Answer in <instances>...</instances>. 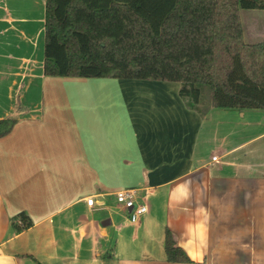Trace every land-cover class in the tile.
<instances>
[{
    "label": "crops",
    "instance_id": "0c3cea01",
    "mask_svg": "<svg viewBox=\"0 0 264 264\" xmlns=\"http://www.w3.org/2000/svg\"><path fill=\"white\" fill-rule=\"evenodd\" d=\"M46 2L0 0V80L21 91L0 119L31 114L0 137V264H264V109L202 115L178 82L108 79L121 86L97 95L102 108L48 91L84 78L44 74ZM247 11L244 40L264 42V10ZM63 97L72 106L53 111ZM123 189L148 212L130 218ZM22 213L32 225L18 231ZM167 231L189 261H168Z\"/></svg>",
    "mask_w": 264,
    "mask_h": 264
},
{
    "label": "trees",
    "instance_id": "16d2710c",
    "mask_svg": "<svg viewBox=\"0 0 264 264\" xmlns=\"http://www.w3.org/2000/svg\"><path fill=\"white\" fill-rule=\"evenodd\" d=\"M241 9L264 10V0H47L44 74L178 82L202 115L264 109V42L244 40ZM16 122L0 119V137ZM31 225L22 213L15 227ZM165 248L170 262L190 260L169 231Z\"/></svg>",
    "mask_w": 264,
    "mask_h": 264
},
{
    "label": "rangeland",
    "instance_id": "374dc122",
    "mask_svg": "<svg viewBox=\"0 0 264 264\" xmlns=\"http://www.w3.org/2000/svg\"><path fill=\"white\" fill-rule=\"evenodd\" d=\"M245 9H241V12H243V18H241V20L243 21V25L246 26L248 25L250 22H253L251 20H249V18L247 17L248 11ZM254 20V19H253ZM248 21V22H247ZM108 79H112L115 80L114 78H84L82 79L80 82L73 80L70 82H62L60 80L58 81H49L47 83V90H58V91H67V92H72V91H81V92H85V93H89L91 95H100L101 92L105 91V90H112V89H117L120 88L119 86H121L120 84H116V82H110L109 84H106L104 81H110ZM17 85L14 86L13 92H11V94H8V86L7 83L5 82H1L0 80V116H5V109H7L9 106H11V104H13L12 106H14V108H16L17 106L21 105V98H20V93L21 91L18 90L19 87H17ZM42 88V87H41ZM40 85H38V83L36 81L31 83V86L29 88L30 91V97H27L29 95H27V91H26V98L23 100H31V104L32 106H34L35 104L37 105L38 102L41 100V102L43 101V99L40 97L41 96V89ZM44 89V86H43ZM10 92V91H9ZM103 96L99 97L97 96L96 98H91V99H87L86 100V104L85 107H87L89 104L92 103H97V105H92L93 108H95L97 106V108H102L104 107V104L102 102L106 101L107 99L102 98ZM58 104L54 107V110H59L60 112L62 111H67L69 110V107L72 106L71 104V99L69 98H58ZM210 102H211V93L209 90L206 91L205 96H204V103L202 105L203 109H206L208 107H210ZM55 105V104H54ZM13 116V115H12ZM14 116L17 117H30L31 114L29 113H24V112H20V113H15ZM12 118V119H16V118Z\"/></svg>",
    "mask_w": 264,
    "mask_h": 264
},
{
    "label": "built area",
    "instance_id": "2783aa9c",
    "mask_svg": "<svg viewBox=\"0 0 264 264\" xmlns=\"http://www.w3.org/2000/svg\"><path fill=\"white\" fill-rule=\"evenodd\" d=\"M114 195L117 203L127 210L130 218L136 219L148 212V205L139 195L137 189L119 190ZM87 204L93 206L94 197H88Z\"/></svg>",
    "mask_w": 264,
    "mask_h": 264
}]
</instances>
